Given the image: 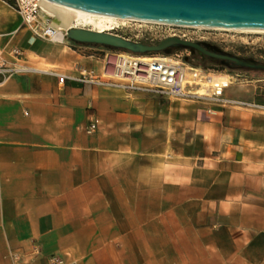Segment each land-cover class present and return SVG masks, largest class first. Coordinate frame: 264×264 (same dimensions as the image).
Masks as SVG:
<instances>
[{
	"label": "crops",
	"instance_id": "1",
	"mask_svg": "<svg viewBox=\"0 0 264 264\" xmlns=\"http://www.w3.org/2000/svg\"><path fill=\"white\" fill-rule=\"evenodd\" d=\"M92 46L0 82V264H264V123L177 121Z\"/></svg>",
	"mask_w": 264,
	"mask_h": 264
},
{
	"label": "built area",
	"instance_id": "2",
	"mask_svg": "<svg viewBox=\"0 0 264 264\" xmlns=\"http://www.w3.org/2000/svg\"><path fill=\"white\" fill-rule=\"evenodd\" d=\"M1 2L15 6L20 15V26L29 29L33 36L54 41L53 13L47 9L46 0H0ZM175 27L177 25L166 22L133 21L127 27V34L123 36L146 43H157L159 40L171 36L170 34ZM233 31H226L225 34L236 36L238 33H242ZM241 37L245 44H262L264 42L263 32H246ZM92 45L94 54L103 62V71L98 75L94 70H90L85 72L83 76L88 75L95 80L102 79L111 87L123 89L132 87L149 91L151 89L168 94L171 99L173 97L186 98L191 94H195L197 97L208 96L214 103L223 106L248 108L259 105L251 100L225 95V89L228 85H223L221 79L226 77L231 83V78L234 75L228 71L230 68L227 66L224 68L214 66L212 68L202 64L197 65L190 57V48L185 47L189 49L187 52L181 49L171 53L141 54L105 44ZM32 50L31 45L28 44H0V82L21 71L39 69L40 67L30 61ZM111 65L116 68L114 76L105 72L106 68ZM65 76V74L58 73L60 81H64ZM197 88L210 90L208 94L195 93ZM91 125L96 127L97 123L92 122ZM61 262L63 259L57 255L52 256L49 260V264Z\"/></svg>",
	"mask_w": 264,
	"mask_h": 264
},
{
	"label": "water",
	"instance_id": "3",
	"mask_svg": "<svg viewBox=\"0 0 264 264\" xmlns=\"http://www.w3.org/2000/svg\"><path fill=\"white\" fill-rule=\"evenodd\" d=\"M79 9L119 14L140 19L183 22L190 24L222 25L264 28V0H56ZM80 44H105L141 54L149 52L171 53L181 47L201 49L229 68L264 70V60L255 56H241L223 49L218 43L191 40L176 35L167 36L157 43L130 39L119 33L75 29ZM203 43L209 46L206 49Z\"/></svg>",
	"mask_w": 264,
	"mask_h": 264
},
{
	"label": "rangeland",
	"instance_id": "4",
	"mask_svg": "<svg viewBox=\"0 0 264 264\" xmlns=\"http://www.w3.org/2000/svg\"><path fill=\"white\" fill-rule=\"evenodd\" d=\"M189 28V27H188ZM191 30H184L188 32L189 35L195 37L197 36V32H193L192 30L197 29L207 30V31H218L219 33H208L205 35L207 37H211L213 40L218 42L220 45L225 46L228 50H234L240 52L244 55H252L256 58L263 60L264 59V42L262 44H245L241 35L246 34L244 32L238 33L236 36H227L225 32L227 30H219V29H200V28H189ZM198 31V32H199ZM234 32V31H233ZM119 34L126 35L127 32L118 31ZM201 33V32H200ZM202 32L201 34H203ZM21 44L26 43L31 45L32 54L30 61L36 64L40 68L56 69L61 67L62 69H66L68 66V61L65 60V55L59 56V42L53 40H44L38 38L37 36H33L29 29H26L20 26V15L16 11V8L13 4L11 6L9 4L0 3V44ZM76 44H80L76 42ZM184 52L189 51L185 47H181ZM181 49H173L172 51L181 50ZM92 50V49H91ZM93 51V50H92ZM157 53V52H154ZM162 53V52H161ZM100 60V59H99ZM102 61V60H101ZM47 63H51L49 66H46ZM202 64L205 67H218L224 68L225 65L217 66L213 65L210 62L203 61ZM242 70V71H240ZM232 72L234 75L231 79V83L225 89V95L229 97H239L246 100H251L256 104L255 107L241 108L236 106H223L218 103H214L208 96L197 97L195 94H191L186 98H176L172 99L168 94H163L154 90H145L127 87L123 88H114L111 87L115 91H119L122 94L128 96L133 94H138L146 98L148 104L157 103L160 108L165 109V111H171L172 116H175L177 121H180L183 118H197L199 116H207L209 115V111L207 107L213 108V113H217L214 116H225L229 115L238 116L243 118L245 122H242V127H248L249 123L246 118L251 116V120H255L257 122L264 123V70H254V69H238V68H230L228 70ZM98 74V73H97ZM99 75V74H98ZM247 79L243 81L242 79ZM117 80V79H116ZM199 90V88H197ZM200 92V91H199ZM151 100V101H150ZM213 116V117H214ZM184 125L180 124L178 131L183 130ZM194 131V130H193Z\"/></svg>",
	"mask_w": 264,
	"mask_h": 264
},
{
	"label": "bare ground",
	"instance_id": "5",
	"mask_svg": "<svg viewBox=\"0 0 264 264\" xmlns=\"http://www.w3.org/2000/svg\"><path fill=\"white\" fill-rule=\"evenodd\" d=\"M49 12L53 13V28L55 41L59 42L58 55L63 56L67 53L69 48L76 43L75 29L77 28H89L96 31L115 32L127 30L128 25L133 21H155L161 23H170L177 26L194 27L200 29H219V30H234L239 32H252V33H264V28H252V27H237V26H222V25H205V24H190V23H177L171 21H159L153 19H140L135 17H128L119 14H110L105 12H94L85 9H79L77 7L60 3L56 0H46L45 2ZM114 59V57H112ZM51 63H47L49 66ZM50 69L49 67H47ZM108 75L114 76L116 74V68L114 65L108 66L105 70ZM218 80V79H216ZM220 80V79H219ZM223 85H229L230 81L226 77L221 79ZM215 83V81H214ZM118 88V87H117ZM210 89L199 88L195 93H209Z\"/></svg>",
	"mask_w": 264,
	"mask_h": 264
},
{
	"label": "flooded vegetation",
	"instance_id": "6",
	"mask_svg": "<svg viewBox=\"0 0 264 264\" xmlns=\"http://www.w3.org/2000/svg\"><path fill=\"white\" fill-rule=\"evenodd\" d=\"M189 28H192V27H189ZM188 27H186V26H177V27H175L174 29H173V32L170 34V35H176V36H182V37H184V38H188V39H191V40H195V41H197V40H205V41H210V42H212V43H218V42H216L215 40H213L211 37H207V35H205V33L206 32H208V33H212L213 34V32L214 33H219L218 31H207V30H198L197 29V31L196 30H192L193 32H197V36H195V37H193V36H191V35H189L188 34V32H186L187 30H191V29H189ZM183 29L184 30H186V31H183ZM199 31V32H198ZM202 32H204L203 34H201ZM114 33H118L117 31H115ZM219 44V43H218ZM220 45V44H219ZM203 46L206 48V49H209V46H207L206 44H204L203 43ZM223 49H225V50H228L225 46H222V45H220ZM229 52L231 51L232 53H234V54H238V55H241V56H252V55H244V54H242V53H240V52H237V51H234V50H228ZM190 57L191 58H193V59H195V60H202V61H207V62H211L213 65L215 64V65H217V66H221V65H223V64H221V62L219 61V60H212V58H211V56H209V54L208 53H206L205 51H203V50H201V49H194V50H192V49H190ZM260 60V59H259ZM264 60V59H263ZM263 60H260V61H263Z\"/></svg>",
	"mask_w": 264,
	"mask_h": 264
},
{
	"label": "trees",
	"instance_id": "7",
	"mask_svg": "<svg viewBox=\"0 0 264 264\" xmlns=\"http://www.w3.org/2000/svg\"><path fill=\"white\" fill-rule=\"evenodd\" d=\"M172 52H173V51H172ZM149 53H151V52H149ZM162 53H168V52L163 51ZM192 61H193L195 64H197V65H198V64H204L202 60H195V59L192 58ZM210 63H211V62H210ZM211 64H212V63H211Z\"/></svg>",
	"mask_w": 264,
	"mask_h": 264
}]
</instances>
